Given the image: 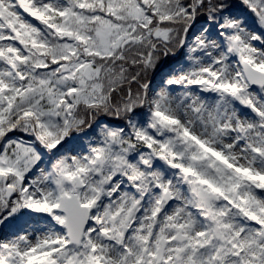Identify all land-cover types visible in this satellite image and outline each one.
I'll use <instances>...</instances> for the list:
<instances>
[{
	"label": "snow or ice",
	"instance_id": "snow-or-ice-1",
	"mask_svg": "<svg viewBox=\"0 0 264 264\" xmlns=\"http://www.w3.org/2000/svg\"><path fill=\"white\" fill-rule=\"evenodd\" d=\"M0 264H264V0H0Z\"/></svg>",
	"mask_w": 264,
	"mask_h": 264
}]
</instances>
